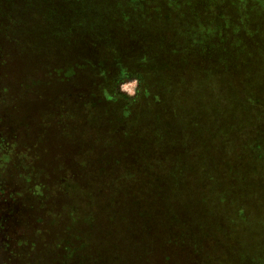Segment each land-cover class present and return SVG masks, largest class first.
<instances>
[{"label":"rangeland","instance_id":"rangeland-1","mask_svg":"<svg viewBox=\"0 0 264 264\" xmlns=\"http://www.w3.org/2000/svg\"><path fill=\"white\" fill-rule=\"evenodd\" d=\"M0 264H264V0H0Z\"/></svg>","mask_w":264,"mask_h":264}]
</instances>
